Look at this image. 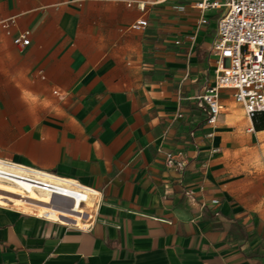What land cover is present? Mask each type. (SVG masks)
<instances>
[{
    "label": "crops",
    "instance_id": "1",
    "mask_svg": "<svg viewBox=\"0 0 264 264\" xmlns=\"http://www.w3.org/2000/svg\"><path fill=\"white\" fill-rule=\"evenodd\" d=\"M205 15L189 42L188 0H0V157L100 192L87 229L0 204V264H264L254 172L222 152L234 100L214 125L192 108L214 82Z\"/></svg>",
    "mask_w": 264,
    "mask_h": 264
},
{
    "label": "built area",
    "instance_id": "2",
    "mask_svg": "<svg viewBox=\"0 0 264 264\" xmlns=\"http://www.w3.org/2000/svg\"><path fill=\"white\" fill-rule=\"evenodd\" d=\"M188 4L199 11V17L195 30L186 40H195L196 31L209 23L205 12L210 11L214 25L209 53L215 57L213 84L204 83L190 98L205 107V123L214 125L222 110L218 94L221 91L230 93L233 100L242 105L250 123L248 130H252V118L264 112V0H188ZM14 23V18L1 22L7 32ZM146 25L147 19L141 17L131 27L143 29ZM12 41L18 47L28 45L29 30L18 32ZM165 164L182 168L184 161L167 153ZM0 180L18 185L26 197L31 192L47 194L53 204L63 206L67 213L62 220L16 208L21 212L80 229H87L94 223L100 192L75 178L0 157ZM89 199L91 204L87 206ZM79 219L87 220L86 224L80 225Z\"/></svg>",
    "mask_w": 264,
    "mask_h": 264
},
{
    "label": "rangeland",
    "instance_id": "3",
    "mask_svg": "<svg viewBox=\"0 0 264 264\" xmlns=\"http://www.w3.org/2000/svg\"><path fill=\"white\" fill-rule=\"evenodd\" d=\"M214 18L210 19V26L213 24ZM232 99V98H231ZM238 108H243L238 102L233 101L228 112L232 114L230 119V129L232 137L226 146H223L222 152L228 156L227 160H232L233 168L238 173H244L248 169L253 170L252 176L253 187L255 191L249 192L247 199H259L264 204V125L263 128L256 129L254 122L252 130H248L249 124L245 113L238 117ZM223 112V111H222ZM255 123L264 124V118H257ZM245 179V178H243ZM2 204V203H1Z\"/></svg>",
    "mask_w": 264,
    "mask_h": 264
},
{
    "label": "bare ground",
    "instance_id": "4",
    "mask_svg": "<svg viewBox=\"0 0 264 264\" xmlns=\"http://www.w3.org/2000/svg\"><path fill=\"white\" fill-rule=\"evenodd\" d=\"M238 117H241L244 113L243 108L237 109ZM89 200H87L88 202ZM86 202V203H87ZM10 206L13 208H19L29 212H35L42 216L49 218L65 220L67 212L63 209V206L53 204L50 197L47 194H38L31 192L27 197L24 196L22 189L13 183L0 180V204ZM74 215V214H72ZM79 224H86L87 220L79 219Z\"/></svg>",
    "mask_w": 264,
    "mask_h": 264
},
{
    "label": "trees",
    "instance_id": "5",
    "mask_svg": "<svg viewBox=\"0 0 264 264\" xmlns=\"http://www.w3.org/2000/svg\"><path fill=\"white\" fill-rule=\"evenodd\" d=\"M192 108H193V109H196L195 112H198L199 115H201V119H202L203 121H205V119H206L205 107H204V106H201V105H199V104H197V103H195V102H193V104H192ZM260 117L264 118V112H263V111H262V112H258V113H256L255 116L252 118V120H253V122H254V127H255L256 129L263 128V125H264V124H261V123H258V124H257V123H255L256 120H257V118H260Z\"/></svg>",
    "mask_w": 264,
    "mask_h": 264
}]
</instances>
